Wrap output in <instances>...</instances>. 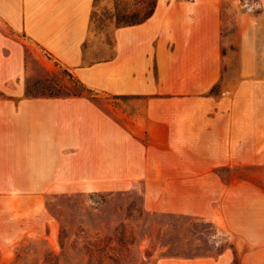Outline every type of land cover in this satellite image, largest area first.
<instances>
[{
	"label": "crops",
	"instance_id": "0c3cea01",
	"mask_svg": "<svg viewBox=\"0 0 264 264\" xmlns=\"http://www.w3.org/2000/svg\"><path fill=\"white\" fill-rule=\"evenodd\" d=\"M94 8L0 0V192L139 185L146 208L211 220L242 264H264V77L244 57L239 78L215 89L222 0H156L144 20L104 30ZM24 37L88 88L124 100L109 112L87 95H28Z\"/></svg>",
	"mask_w": 264,
	"mask_h": 264
},
{
	"label": "rangeland",
	"instance_id": "374dc122",
	"mask_svg": "<svg viewBox=\"0 0 264 264\" xmlns=\"http://www.w3.org/2000/svg\"><path fill=\"white\" fill-rule=\"evenodd\" d=\"M155 2L95 0L92 21L103 30L138 22ZM222 10L225 62L216 90L239 78L245 58L253 75L264 77V0H222ZM24 85L30 96L87 95L109 112L124 100L88 88L27 37ZM225 250L232 253L230 264H242V251L218 224L148 209L139 185L0 192V264H195Z\"/></svg>",
	"mask_w": 264,
	"mask_h": 264
},
{
	"label": "trees",
	"instance_id": "16d2710c",
	"mask_svg": "<svg viewBox=\"0 0 264 264\" xmlns=\"http://www.w3.org/2000/svg\"><path fill=\"white\" fill-rule=\"evenodd\" d=\"M155 5H156V2H155V4H154V8H155ZM154 8L152 9L151 13L153 12Z\"/></svg>",
	"mask_w": 264,
	"mask_h": 264
}]
</instances>
